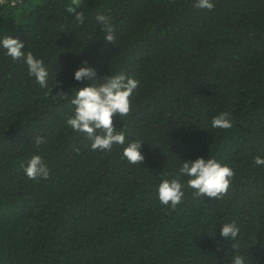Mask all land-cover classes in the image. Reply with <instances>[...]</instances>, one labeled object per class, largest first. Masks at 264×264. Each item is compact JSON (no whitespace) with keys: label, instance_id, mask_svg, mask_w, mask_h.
<instances>
[{"label":"trees","instance_id":"16d2710c","mask_svg":"<svg viewBox=\"0 0 264 264\" xmlns=\"http://www.w3.org/2000/svg\"><path fill=\"white\" fill-rule=\"evenodd\" d=\"M0 0V35L50 69L41 88L27 66L0 50V264H264V0ZM98 15L114 30L103 40ZM99 76L123 71L139 81L127 116H114L126 142L143 141L131 164L122 145L92 150L66 125L72 78L82 61ZM60 91L68 93L63 95ZM231 129L212 128L219 112ZM37 136L45 142L37 145ZM49 176L26 177L32 154ZM214 157L234 175L219 199L185 188L175 208L156 197L181 160ZM186 179V178H182ZM234 220L238 240L219 235ZM235 244V249L233 247Z\"/></svg>","mask_w":264,"mask_h":264},{"label":"clouds","instance_id":"9594fccd","mask_svg":"<svg viewBox=\"0 0 264 264\" xmlns=\"http://www.w3.org/2000/svg\"><path fill=\"white\" fill-rule=\"evenodd\" d=\"M195 6L211 10L213 0H195ZM74 2L67 6L69 13H74L77 24H83L85 17L82 12L76 11ZM97 21L104 33L103 40L112 43L115 39L113 26L105 15H98ZM0 50L12 60L21 61L27 66L29 76L36 83L47 89L49 87L50 69L44 60L25 49V41L11 36L0 35ZM76 81L88 83L78 89H72L70 103L72 115L66 120V125L75 132L85 133L90 139L92 150L111 151L113 145H122V158L131 164H139L144 159L141 151L143 141L131 140L126 142V133L117 130L113 123L114 116H127L131 110L130 97L138 87L139 81L123 71L99 76L96 69L89 66L88 61H82L73 73ZM65 96L67 92L60 91ZM212 128L231 129L233 122L228 112H219L212 117ZM43 137L37 136L35 143H44ZM179 170L174 177L160 179L156 185V197L161 205L175 208L185 196V188L193 189L196 195L219 199L229 188L233 169L214 157L197 156L194 159L181 160ZM257 166L264 167V155L254 157ZM23 172L29 179L39 180L47 178L50 169L44 158L34 153L22 165ZM186 178V179H182ZM219 235L227 241L234 242L240 236V226L234 220L219 225ZM235 249V244H233ZM231 264H247L245 256L237 250L231 256Z\"/></svg>","mask_w":264,"mask_h":264}]
</instances>
